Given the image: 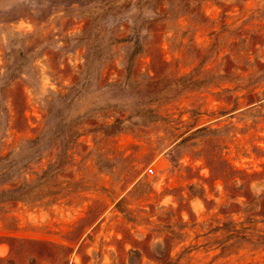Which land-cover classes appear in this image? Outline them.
Here are the masks:
<instances>
[{
	"label": "rangeland",
	"instance_id": "1",
	"mask_svg": "<svg viewBox=\"0 0 264 264\" xmlns=\"http://www.w3.org/2000/svg\"><path fill=\"white\" fill-rule=\"evenodd\" d=\"M70 122L0 264H264V0H0V157Z\"/></svg>",
	"mask_w": 264,
	"mask_h": 264
},
{
	"label": "trees",
	"instance_id": "2",
	"mask_svg": "<svg viewBox=\"0 0 264 264\" xmlns=\"http://www.w3.org/2000/svg\"><path fill=\"white\" fill-rule=\"evenodd\" d=\"M94 43L95 42H93L88 55L89 62L98 57V52L96 49L97 45ZM142 47V44L137 41H134L133 50L128 54L127 57L128 65L133 64L135 56H137L141 52ZM6 56L8 57V54H6ZM7 72H11L9 66H7ZM64 96L65 95L61 97ZM72 97L69 99L70 101ZM67 128L68 130L65 134H63V130L57 129L52 133L51 137L45 138V135L42 133V131H39L36 136L26 139L22 146H24V149L26 147L28 151L25 155L18 159H16V156H12L11 149L8 150L2 157H0V185L2 186V189H0V204L9 201H18L25 199L24 192L29 188L31 180H28L27 178L23 177L19 184L10 185L13 177V169L22 168L23 170L24 168H26L31 162L32 156L34 154L38 155L42 150H44L45 145H55L57 142H59L61 136H63L62 140H66V142H68L69 139L78 134V131L75 129V125H73V123L70 122L67 125ZM47 172L48 169L42 170L41 175L37 177V179H44Z\"/></svg>",
	"mask_w": 264,
	"mask_h": 264
},
{
	"label": "built area",
	"instance_id": "3",
	"mask_svg": "<svg viewBox=\"0 0 264 264\" xmlns=\"http://www.w3.org/2000/svg\"><path fill=\"white\" fill-rule=\"evenodd\" d=\"M148 171L151 172V171H152V168L149 167V168H148Z\"/></svg>",
	"mask_w": 264,
	"mask_h": 264
}]
</instances>
